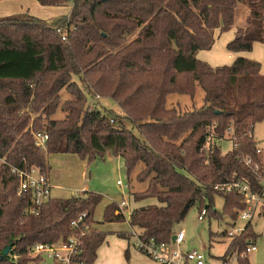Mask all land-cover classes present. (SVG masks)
I'll return each mask as SVG.
<instances>
[{"label": "trees", "instance_id": "obj_1", "mask_svg": "<svg viewBox=\"0 0 264 264\" xmlns=\"http://www.w3.org/2000/svg\"><path fill=\"white\" fill-rule=\"evenodd\" d=\"M35 1L71 9L65 41L57 25L28 14L0 18V255L10 247L0 264H39L30 249L80 231L71 222L81 215L79 226L91 221L102 200L82 192L50 199L37 215L26 214L31 195H17L18 180L10 166L34 167L48 176L52 154H73L89 163L108 152L122 160L127 176L140 165L135 179L147 187L132 198L157 202L129 215L128 225L141 240L169 242L174 226L195 205L199 212L205 208L209 218L235 221L241 195L215 187L240 181L253 192L264 189L259 183L264 164L253 138L254 126L264 118V76L254 61L236 58L230 66L211 68L196 54L212 48L216 30L235 27L240 5L249 16L226 49L249 52L254 43L264 44V0ZM197 87L203 91L201 107L182 113L167 108V97L193 99ZM84 89L114 101L139 136L120 120L85 111ZM62 93L69 98L61 102ZM58 109L63 118H52ZM228 129L235 146L222 154L214 140L227 137ZM32 131L48 135L45 151L34 146ZM242 158L258 169L246 167ZM216 195L224 199L222 212L214 210ZM116 211V204L108 205L103 223L124 222ZM220 236L225 238L226 231ZM119 237L129 240V235ZM214 237L209 231V246ZM105 238L88 230L74 260L94 264ZM256 239L246 223L228 243L225 256L230 249L240 256L247 242ZM128 255L127 248L126 261ZM238 262L248 264L246 258Z\"/></svg>", "mask_w": 264, "mask_h": 264}, {"label": "rangeland", "instance_id": "obj_2", "mask_svg": "<svg viewBox=\"0 0 264 264\" xmlns=\"http://www.w3.org/2000/svg\"><path fill=\"white\" fill-rule=\"evenodd\" d=\"M18 6H23L24 11H18ZM16 8V9H15ZM12 11H11V10ZM70 5L65 7H44L38 4L35 0H22L11 1L6 3H0V18L11 16L14 14H28L34 18L42 20L44 24L57 25V33H66L65 24L68 21L69 16L66 15L70 12ZM17 11V12H16ZM249 16V10L246 6L240 5L236 12L235 25L236 27L245 26L246 19ZM72 29V27H71ZM59 34V35H61ZM74 80H77L74 78ZM82 86V85H80ZM86 95V103L84 110L99 111L103 114L109 115L116 121L120 120L123 125L131 130L135 135H138L136 127L127 121L124 111L117 106V104L106 96H96L93 93L84 89ZM98 97V98H97ZM69 95L62 93L61 102L68 99ZM203 91L200 87L196 88L193 99L188 96L170 95L167 97V108H175L182 112L190 111L193 108H199L202 106ZM63 113L57 110L52 116L55 119H62ZM253 138L256 147L264 152V118L261 122L257 123L253 128ZM214 143L219 147L222 154H226L233 149L232 141L225 137L220 140H214ZM78 158L73 154L55 155L50 158L49 166L52 168V172L56 175L57 186L65 189V191H56L53 196L56 198H65L70 196V191L81 189L85 187L88 193H94L102 196V201L96 207L94 211V220L102 222L103 213L107 207L106 198L110 197L116 202H120L123 198L127 202V214L135 208L145 207L148 205L157 204L154 199H146L140 202H135L132 198V194L142 192L146 189L147 183H139L136 181L135 176L140 170V165L134 170V172L127 176L126 170L122 160L118 157L112 156L111 153H106L102 158L96 157L89 163L85 160L86 176L83 177V167L78 166ZM264 164V158H262ZM264 179V178H263ZM121 181L127 188L117 186L116 182ZM224 199L216 195L214 197V210L222 212ZM258 211H262L259 209ZM199 215L198 206L195 205L191 208L186 215L185 219L175 225L173 228V234L183 230L185 232V241L182 245V250H198L204 252L208 264H221L225 260L228 262V256L226 248L230 239L220 236L222 232L228 231L234 232L242 229L246 222L242 220H235V227L231 226L229 218L225 217L222 220H214L206 216L203 221L199 222L197 217ZM253 233L257 236L254 244L257 247L255 253L248 254L246 257L248 264H264V215L259 214L255 216L250 222ZM107 224V223H104ZM99 226V224L97 225ZM101 226V225H100ZM107 239L100 248L96 255L97 259L94 264H158L151 261L141 252H139L135 246L136 238L131 236L132 229L128 225V222H118L114 224L104 225L102 227ZM209 231L215 234L212 242L209 246ZM129 234V240H124L118 237L117 233ZM129 249L128 261L125 260L124 251ZM230 249V253H231ZM230 256V255H229ZM239 258L245 259L240 256L237 257V263L239 264ZM39 264H52L49 261H40Z\"/></svg>", "mask_w": 264, "mask_h": 264}, {"label": "built area", "instance_id": "obj_3", "mask_svg": "<svg viewBox=\"0 0 264 264\" xmlns=\"http://www.w3.org/2000/svg\"><path fill=\"white\" fill-rule=\"evenodd\" d=\"M61 34V33H59ZM62 41L66 40V33L60 35ZM98 98V97H97ZM112 123V120L110 121ZM231 129L227 130L228 138L232 141L234 148V139L231 136ZM34 146L41 151H45L48 142V135L41 132H31ZM256 155L259 159L264 158L263 150L256 148ZM244 165L250 169L257 170L258 166L252 162L249 158H242ZM1 162V161H0ZM10 171L18 180L17 195L30 194V204L26 208L25 213L29 215H37L38 209L46 204L51 198V186L49 184L48 176L39 172L36 168H27L26 166L14 167L10 166ZM260 185L264 188V179H259ZM117 186L127 188L121 181L116 182ZM215 190L220 193L227 194L231 191L237 192L241 195V208L235 210L236 221L242 220L246 223L251 222L255 216L259 214L264 215V189L262 193L253 192L250 186L244 182H233L228 184H221L215 187ZM116 214L122 215V217L128 222L130 213L127 214V202L123 198L120 202L116 203ZM261 209L262 211H258ZM207 216L206 209L202 208L197 217L201 222ZM84 216L81 215L76 221L71 222V228L81 227V230L73 233L66 238H60L58 241L48 244H36L29 252L30 257L34 260L49 261L52 264H84L83 262H77L75 257L80 254V238L91 229L90 221L88 223L79 226L83 221ZM231 226L235 227V222L231 221ZM244 231V227L237 231H228L226 236L231 240L237 238ZM131 236L136 238V248L144 256L153 262L158 264H208L204 252L198 250H182V245L185 241V232L183 230L174 234V242H156L153 239L144 241L138 236V233L134 230L130 233ZM257 247L254 242L248 241L244 251L241 253L242 258H246L248 254L255 253ZM238 254L235 251H231L228 257V262L221 264H233L237 263ZM16 259V257H14Z\"/></svg>", "mask_w": 264, "mask_h": 264}, {"label": "crops", "instance_id": "obj_4", "mask_svg": "<svg viewBox=\"0 0 264 264\" xmlns=\"http://www.w3.org/2000/svg\"><path fill=\"white\" fill-rule=\"evenodd\" d=\"M11 1H15V2L16 1H20V2H22V0H6V1H1L0 3H6V2H11ZM52 8H56V7H52ZM17 9H18L19 12L20 11H24L23 6H20V7L18 6ZM69 13L70 12H68L66 15L64 14L62 16H67V15H69ZM236 26L237 25H235V27L231 28L229 31L224 32V33H220L219 30H216L214 32L215 41H214V44H213L212 48L210 50H208V51H199L196 54V58L199 61L206 63L211 68H217V67H222V66H230L234 62V60L236 58H244V59L259 63L260 64V74L262 76H264V44L254 43L253 46H252V49L249 52L233 53V52H229L226 49L227 44L230 41H232L233 38L235 37ZM55 155H66V154H52V155H49L48 158H47V162H49L50 158L54 157ZM78 162H79L78 166L83 167V170H84L83 177H85L86 176V169H87L86 166H85V160H79L78 159ZM48 165H49V163H48ZM48 180H49V184L51 186V198L52 199H69V198H71L73 196H76L79 193L87 192L85 187H82L81 189H74V190H69L68 189L66 191H70V196L69 197L56 198V197L53 196V194L56 191H65V189L60 187V186H57L56 181L58 179H57L56 175L52 172V168H50V172H49V175H48ZM113 203L116 204L118 202H116V200H114V199H112L110 197L106 198V203L105 204L107 206L111 205ZM98 224H99V226H97ZM109 224H114V223L104 224L103 221L102 222L95 221L94 220V216H93V218L90 221L91 229L99 231V232H102V233H105L104 230L102 229V227L104 225H109ZM117 234H118V237H119V234H123V233L119 232ZM123 235H127V234L125 233ZM106 239H107V237L105 238V241H106ZM104 242H103V244H104ZM102 245L98 248L99 250L102 247ZM96 257H97V255H96ZM96 259H95V261H96Z\"/></svg>", "mask_w": 264, "mask_h": 264}, {"label": "water", "instance_id": "obj_5", "mask_svg": "<svg viewBox=\"0 0 264 264\" xmlns=\"http://www.w3.org/2000/svg\"><path fill=\"white\" fill-rule=\"evenodd\" d=\"M174 236L171 237V241L174 242ZM9 248L10 247H6L3 252H2V255H0V260L3 259V257L7 256L8 255V252H9Z\"/></svg>", "mask_w": 264, "mask_h": 264}]
</instances>
